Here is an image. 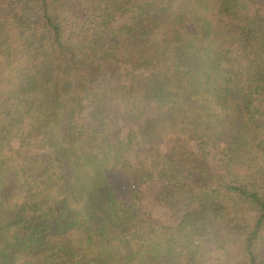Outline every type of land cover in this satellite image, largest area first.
<instances>
[{
	"label": "trees",
	"instance_id": "1",
	"mask_svg": "<svg viewBox=\"0 0 264 264\" xmlns=\"http://www.w3.org/2000/svg\"><path fill=\"white\" fill-rule=\"evenodd\" d=\"M0 264H264V0H0Z\"/></svg>",
	"mask_w": 264,
	"mask_h": 264
},
{
	"label": "rangeland",
	"instance_id": "2",
	"mask_svg": "<svg viewBox=\"0 0 264 264\" xmlns=\"http://www.w3.org/2000/svg\"><path fill=\"white\" fill-rule=\"evenodd\" d=\"M130 22V17L128 15L119 14L116 19V25L121 26ZM80 121L83 123H90V107L85 109L80 117ZM124 133H128L130 129L133 127V124H125ZM183 140L186 142L188 148L194 152L199 151V146L197 142L189 140L187 137L183 136ZM176 142V138L172 137L168 140L163 146L162 150L164 152H168L174 146ZM211 151L208 154V158L213 163H220L221 155L217 153L214 148H209ZM145 150L141 148H133L130 149L127 153V157L134 163H139L140 161H144L146 155ZM142 203L144 210L147 214L156 221L165 224H176L178 222L177 216L172 211L169 203L164 200L162 195V184L158 180H152L145 183L142 187Z\"/></svg>",
	"mask_w": 264,
	"mask_h": 264
}]
</instances>
